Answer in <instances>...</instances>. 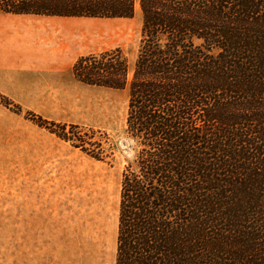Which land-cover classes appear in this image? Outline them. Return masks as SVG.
Returning a JSON list of instances; mask_svg holds the SVG:
<instances>
[{
    "label": "trees",
    "instance_id": "obj_1",
    "mask_svg": "<svg viewBox=\"0 0 264 264\" xmlns=\"http://www.w3.org/2000/svg\"><path fill=\"white\" fill-rule=\"evenodd\" d=\"M136 7L132 67L120 47L72 65L81 83L128 88L138 149L121 174L115 264H264V0H0L16 14ZM79 132L73 145L105 159Z\"/></svg>",
    "mask_w": 264,
    "mask_h": 264
},
{
    "label": "rangeland",
    "instance_id": "obj_2",
    "mask_svg": "<svg viewBox=\"0 0 264 264\" xmlns=\"http://www.w3.org/2000/svg\"><path fill=\"white\" fill-rule=\"evenodd\" d=\"M26 22L44 28L45 45L0 71V264H115L121 174L138 149L126 132L128 88L80 83L70 70L114 47L132 67L142 14ZM76 131L105 159L75 147Z\"/></svg>",
    "mask_w": 264,
    "mask_h": 264
},
{
    "label": "crops",
    "instance_id": "obj_3",
    "mask_svg": "<svg viewBox=\"0 0 264 264\" xmlns=\"http://www.w3.org/2000/svg\"><path fill=\"white\" fill-rule=\"evenodd\" d=\"M30 17L83 16L16 14L0 9V71H9L10 67L17 70L25 62L24 59H35L39 54V45L42 48L41 53L44 54V28L39 29L38 25L28 24L26 21ZM70 33L72 35V31ZM70 71L72 73V66ZM72 76L74 77L73 73ZM74 79L78 81L75 77Z\"/></svg>",
    "mask_w": 264,
    "mask_h": 264
}]
</instances>
